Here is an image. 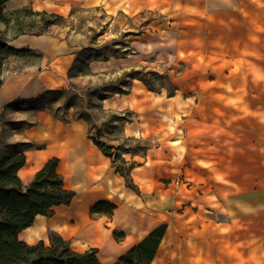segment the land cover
I'll use <instances>...</instances> for the list:
<instances>
[{"label": "rangeland", "instance_id": "obj_1", "mask_svg": "<svg viewBox=\"0 0 264 264\" xmlns=\"http://www.w3.org/2000/svg\"><path fill=\"white\" fill-rule=\"evenodd\" d=\"M57 2L35 0V9ZM69 6L56 12L64 20L46 40L58 54L68 51L70 67L62 56L45 64L40 49L6 61L5 78L37 72L54 86L48 90L67 91L1 104L3 158L16 144L46 150L58 133L53 120L89 111L101 96L90 93L118 84L125 69L124 94L95 113L112 121L102 141L113 156L140 152L123 154L135 166L131 180L119 174L140 221L195 222L188 231L232 238L223 248L239 253L233 264H264V0H72ZM88 47L109 61L92 63L93 77L76 69L69 78L76 53ZM86 125L81 139L90 141ZM247 191L257 206L242 211L230 197Z\"/></svg>", "mask_w": 264, "mask_h": 264}, {"label": "crops", "instance_id": "obj_2", "mask_svg": "<svg viewBox=\"0 0 264 264\" xmlns=\"http://www.w3.org/2000/svg\"><path fill=\"white\" fill-rule=\"evenodd\" d=\"M60 3L62 5L53 9L39 10L35 9V0H12L7 5L12 4L13 9L31 6L36 11L65 13L70 9L72 0L57 2ZM46 37L48 36H21L10 45L20 50L23 47L29 50H42L45 64H50L53 59L62 56V61L64 58L67 61L65 69L70 67L71 57L68 51L61 48L58 54L54 50V42L46 40ZM46 67L48 66L45 65ZM3 81L0 106L22 98L37 97L54 87L48 81L42 80L37 72L22 73L11 78L3 77ZM53 122L51 127L58 130L55 141L49 144L46 150L28 151L27 164L19 172V177L28 185L49 159L57 157L60 160L59 172L65 179V186L74 191L76 196L70 206L56 208L52 217L38 216L33 226L19 235L21 241L29 245L43 241L48 245L49 236L54 232L70 241L75 251L97 249L100 264H114L154 229L166 223L167 231L151 264H224L226 260L233 264L234 260L239 261L238 252L225 253L223 248L225 244H234L232 238L209 237L203 232L199 234L188 231L197 228L195 222H181L171 220L170 217L168 220L166 218L161 220L159 217L154 222H141L136 210H140L138 203L132 196L128 197V190L124 187L121 176L113 171L110 158L106 157L89 138L90 141L81 139L87 129L86 123L73 121L64 124L55 120ZM249 193L250 191H247V195L245 193L233 195L230 197L232 203L242 207V211L255 209L256 202L249 199ZM216 197H220L218 192ZM103 201L117 206L112 218L107 215L95 217L91 215L92 206ZM115 232L125 234V238L117 241Z\"/></svg>", "mask_w": 264, "mask_h": 264}, {"label": "trees", "instance_id": "obj_3", "mask_svg": "<svg viewBox=\"0 0 264 264\" xmlns=\"http://www.w3.org/2000/svg\"><path fill=\"white\" fill-rule=\"evenodd\" d=\"M10 1L12 0H0V90L4 83L3 70L6 61L12 56H21L26 51H30L16 49L10 43L21 36H53L51 35L52 28L64 20L63 16L57 13L36 11L31 6L7 10L6 4ZM98 54L92 48H81L76 53L73 66L69 70V78L73 77L72 74L76 69L83 76H95L96 73L91 70V64L94 62H107L110 59ZM112 57L117 59L127 58V54L122 57L117 55ZM123 71V75L115 80L118 84L111 81L101 87L100 91L96 90V93H90V97L100 93L101 96L98 97L99 105L90 102L89 111L79 112L77 110L72 119L62 118L61 120L64 123H70L72 120H84L88 124V138L106 157L110 158L113 167H115L117 161L122 163L123 168H117L116 173L120 174L128 183L131 180V173L135 166L132 164L128 167L123 154L135 155L140 152L128 148L113 156L112 147L102 141L104 131L106 127H111L112 121L111 119L102 120L95 113V111L105 113L103 102L113 95L124 94L121 92L120 85L126 81L129 72H126L125 69ZM143 82L150 91H155L149 82ZM66 91L48 90L40 97L46 98L51 94L62 95ZM121 120L124 121L123 119L116 121ZM1 138L2 135H0V140ZM132 140V138H127V141ZM11 149L14 152L5 158H3L0 150V264H100L97 249H90L85 252L75 251L70 241L54 232L49 236L48 245L43 241L36 245H29L20 240L19 235L24 230L32 227L38 216L52 217L56 208L70 206L76 193L66 188L65 179L59 172L60 160L57 157L49 159L45 166L37 172L33 180L25 185L19 177V172L27 164L26 153L35 148L16 144ZM127 187L134 189L130 185ZM116 209L115 204L103 201L92 206L91 215L93 217L99 215L110 216ZM166 231L167 224H161L114 264H151ZM114 236L117 241H122L125 238V234L120 232H115Z\"/></svg>", "mask_w": 264, "mask_h": 264}]
</instances>
